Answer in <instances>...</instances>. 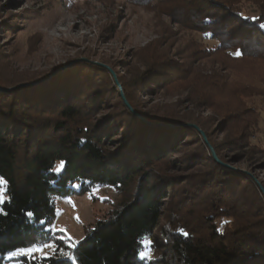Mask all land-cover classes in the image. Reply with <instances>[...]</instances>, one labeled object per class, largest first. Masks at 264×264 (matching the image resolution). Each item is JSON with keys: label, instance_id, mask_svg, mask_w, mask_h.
<instances>
[{"label": "trees", "instance_id": "16d2710c", "mask_svg": "<svg viewBox=\"0 0 264 264\" xmlns=\"http://www.w3.org/2000/svg\"><path fill=\"white\" fill-rule=\"evenodd\" d=\"M76 1H119L168 21L141 49L143 70L131 78L116 73L135 114L108 70L86 62L33 76L4 61L0 45L7 71L0 74V264L48 243L56 246L53 255L14 261L264 264V182L256 175L264 169V147L252 141L260 114L251 104L264 100L255 85L264 84V8L251 17L233 0H69ZM9 21L1 20L0 35L16 32ZM173 27L217 46L192 41L178 57L163 44ZM140 93L184 94L195 110L212 116L204 121L172 107L147 110ZM209 120H217L221 141L205 126ZM104 187L119 200L107 219L84 228L80 242L51 231L56 199ZM146 248L149 256L141 259Z\"/></svg>", "mask_w": 264, "mask_h": 264}, {"label": "rangeland", "instance_id": "374dc122", "mask_svg": "<svg viewBox=\"0 0 264 264\" xmlns=\"http://www.w3.org/2000/svg\"><path fill=\"white\" fill-rule=\"evenodd\" d=\"M233 1L238 3L246 16L254 17L258 7L264 8V0ZM0 9L4 12L0 14V22L9 18V22L15 20L17 26L16 32L0 35L4 53L1 58L9 60L18 71L33 76L48 74L56 68V72L61 73L74 65L89 62L108 70L115 78L116 73L131 78L136 71L143 70L139 60L141 49L162 35L163 24L168 21L165 17L158 21L154 13L123 5L119 1L104 5L82 1L70 4L69 0H0ZM173 30L168 42L163 44L172 46L173 54L178 57L185 54L192 41L203 48L217 46L215 41L202 34L176 27ZM214 69H218V66H214ZM6 73L0 65V74ZM255 85L264 90V84H256L255 81ZM116 91L124 95L122 87L119 88L117 84ZM140 98L147 110L159 111L172 107L183 114L200 115L204 121L212 116L207 109L195 110L184 99V94L182 97H161L160 94L140 93ZM179 99H184L183 104L175 106ZM251 104L257 107L260 114L252 141L264 147V100L256 98ZM207 124L205 126L213 129L215 138L221 141L224 134L217 128V120H209ZM256 175L264 182V169L257 171ZM3 198L4 192L0 189V200ZM118 200L117 191L109 187L95 188L83 196L56 199L57 218L51 231L63 233L65 238L77 244L84 237V228L93 226L97 220L107 219ZM55 249L52 243L36 245L16 251L6 259L10 261L9 264H17L15 258L22 255L35 259L47 258L54 254ZM142 253H146L145 257L149 256L147 248Z\"/></svg>", "mask_w": 264, "mask_h": 264}, {"label": "water", "instance_id": "95a60500", "mask_svg": "<svg viewBox=\"0 0 264 264\" xmlns=\"http://www.w3.org/2000/svg\"><path fill=\"white\" fill-rule=\"evenodd\" d=\"M114 79H115V82H116L117 86L120 88V85H119L118 81L116 80L115 76H114ZM43 81H44V80H43ZM22 86H23V85H22ZM0 90H2V89L0 88ZM121 97H122V99L124 100L125 105L130 109L129 104L126 102V100H125L124 95H123L122 92H121ZM130 110H131V109H130ZM131 112H132L133 114H135L134 111L131 110ZM201 136H203V138H204V140H205V143H207V141H206V139H205L203 133H201ZM209 149H210V152H211L212 157L214 158V160H215V161H218L217 158H216V155H215V153H214V151H213V149H212L211 147H209ZM261 189H262V188H261Z\"/></svg>", "mask_w": 264, "mask_h": 264}, {"label": "snow or ice", "instance_id": "6c2138e0", "mask_svg": "<svg viewBox=\"0 0 264 264\" xmlns=\"http://www.w3.org/2000/svg\"><path fill=\"white\" fill-rule=\"evenodd\" d=\"M262 28H264V25H261ZM239 54V53H237ZM62 167L63 165H61V168L57 169V173H60L62 171ZM181 232H183V229L180 230ZM185 236H187V233H183ZM37 251H40L42 249H36ZM146 253H141V259H143L145 257Z\"/></svg>", "mask_w": 264, "mask_h": 264}]
</instances>
